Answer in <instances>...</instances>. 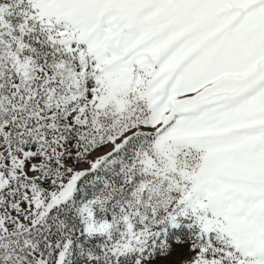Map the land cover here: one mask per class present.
<instances>
[{
  "label": "snow or ice",
  "instance_id": "6c2138e0",
  "mask_svg": "<svg viewBox=\"0 0 264 264\" xmlns=\"http://www.w3.org/2000/svg\"><path fill=\"white\" fill-rule=\"evenodd\" d=\"M0 264H264V0H0Z\"/></svg>",
  "mask_w": 264,
  "mask_h": 264
}]
</instances>
